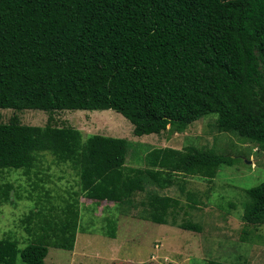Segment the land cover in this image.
Returning <instances> with one entry per match:
<instances>
[{"label":"trees","instance_id":"obj_1","mask_svg":"<svg viewBox=\"0 0 264 264\" xmlns=\"http://www.w3.org/2000/svg\"><path fill=\"white\" fill-rule=\"evenodd\" d=\"M0 109L113 110L137 137L184 133L216 114L220 133L264 151V0H0ZM127 149L125 139L84 140L72 127L0 123V173L29 175L48 152L70 164L81 193L97 205L129 206L148 185L174 186L172 173L211 180L237 162L194 146L156 148L143 158L146 169H134L126 166ZM11 188L0 185V203L10 201ZM247 195L244 221L264 224V183ZM78 196L64 199L57 222L40 220L42 234L25 248L0 239V264H17L18 257L46 264L50 247L73 251ZM141 204V219L160 225L182 208L157 194ZM175 220L183 230L201 229ZM107 228L116 238L117 221Z\"/></svg>","mask_w":264,"mask_h":264},{"label":"rangeland","instance_id":"obj_2","mask_svg":"<svg viewBox=\"0 0 264 264\" xmlns=\"http://www.w3.org/2000/svg\"><path fill=\"white\" fill-rule=\"evenodd\" d=\"M217 118L209 114L184 133L137 137L133 125L113 110L48 113L0 109V123L18 119L28 126L72 127L84 140L93 135L125 139L128 168L146 169L143 158L156 148L184 151L194 146L237 161L233 167H222L211 180L172 173L174 186L160 190L148 185L134 204L117 206L108 202L97 205L87 199L70 164L59 163L54 155L44 152L29 175L23 170L0 173V185H12L10 201L0 203V239L17 241L20 249L25 248L42 234L36 224L40 220L57 222L58 207L64 205L69 193L79 192L81 220L75 247L73 251L50 247L46 264H264V224L248 225L243 219L247 190L264 183V151L233 134L220 133ZM139 185L136 181V187ZM153 194L181 202L182 208L168 219L171 225L141 219L145 208L141 202ZM29 216H33L30 233ZM113 219L117 221L114 239L106 233L108 220ZM174 220L201 229L183 230L172 226ZM17 264L25 263L18 257Z\"/></svg>","mask_w":264,"mask_h":264}]
</instances>
